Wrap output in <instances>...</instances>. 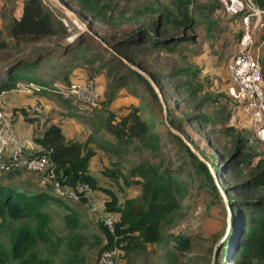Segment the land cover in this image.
Returning <instances> with one entry per match:
<instances>
[{
	"label": "trees",
	"instance_id": "16d2710c",
	"mask_svg": "<svg viewBox=\"0 0 264 264\" xmlns=\"http://www.w3.org/2000/svg\"><path fill=\"white\" fill-rule=\"evenodd\" d=\"M61 1L65 7L77 9L79 19L88 27L71 42L65 18L49 0H24L7 11L6 6L2 8L0 16L6 26L5 37L0 35V95L24 83L40 87L41 94L47 91L62 98L41 75H36L42 63L54 55L65 72L66 85L90 82L96 87L99 107L91 109L88 118L84 116L83 124L92 130L84 142L66 140L61 126L49 119L41 122L38 112L34 111L32 117L23 109L13 112L35 127L33 141L49 157L54 181L74 193L80 208L89 209L94 202L92 194L106 197L103 214H115L116 220L110 231L97 218L100 242L104 243L101 252L117 249L128 260L141 255L147 246H159L163 249V262L181 264L165 229L181 208L182 187L177 173L188 167L204 188L224 199L221 190L224 210L227 215L228 209L231 212L230 230L221 248L223 261L216 260L214 264H264V152L258 149L252 131L234 124L235 117L248 121L234 111L232 101V113L219 114L218 121L212 122L183 107L191 94L197 98L201 90L197 82L201 69L194 62L204 53L201 45L218 39L213 35L214 30L219 31V12L222 13L218 0H138L132 5L133 0H124L121 7V0ZM253 2L264 10V0ZM230 18L237 25L238 40L239 17ZM96 25L111 34L102 38ZM17 55L27 59H16ZM165 60L170 64L166 65ZM130 65L145 73L163 98L170 124L164 134L156 130V121L164 119L158 95ZM77 66H96L95 74L103 72L108 84L101 90L94 78L71 75ZM260 67L264 89V54ZM124 91L137 104L113 108ZM205 98H212L214 103L218 100V96ZM207 100L200 98L195 109L200 111ZM62 102L71 105L63 98ZM171 103L179 115L174 116ZM206 123H211V128L206 130ZM183 124L193 126L199 134L205 133L204 144L214 152L217 167L186 135ZM174 131L185 138L213 172ZM165 139L171 148L163 145ZM96 149L107 160V166L99 172L100 179L90 168ZM134 155L137 161L125 172L123 159ZM15 174L7 175L12 178ZM5 183H0V264H85L82 249L86 238L79 232L78 213L57 198L51 186L46 191L34 188L21 192L10 181ZM129 188H136L138 196L130 198L125 194L119 199V194ZM50 202L64 209L61 233L51 228L47 212ZM226 229L227 225L225 232Z\"/></svg>",
	"mask_w": 264,
	"mask_h": 264
},
{
	"label": "rangeland",
	"instance_id": "374dc122",
	"mask_svg": "<svg viewBox=\"0 0 264 264\" xmlns=\"http://www.w3.org/2000/svg\"><path fill=\"white\" fill-rule=\"evenodd\" d=\"M22 1L24 0H0V12L3 7L6 6L7 11L8 8L12 7V5L20 4ZM57 1L58 4L53 2V0H49V2L52 3L53 7L56 8L57 11L59 10L65 18V24L68 25L69 31L72 35L68 39V42H71L78 38L81 34L85 33L88 30V27L86 23L84 24L83 21L79 19L81 15H79V11L77 9H69L63 5V2L61 0ZM135 1L138 0H133L130 5L134 4L133 2ZM162 1L166 3L168 2V0ZM199 1L204 2V0ZM118 5L119 7L123 6L124 0L119 1ZM220 8L222 9V13L219 12V31L215 32L214 30L213 32V35L215 34L216 38L218 37V39L207 41L205 42V44L203 43L200 50H203L204 53L200 58H196L194 61L195 65L201 69L200 78L198 77L197 79V82L201 86V90L197 92V98H194V95L191 94L190 97L186 99V102L183 105V107L191 108L190 112H199L200 114L209 117L210 122L218 121V119L220 118L219 114L226 115L232 113L230 102L231 100L228 95V89L232 84L228 74L226 73V63L232 52L233 46L237 42L236 34L238 32V28L234 22L230 21L231 18L225 13L224 9L222 7ZM19 17L20 14L17 15V18ZM5 26L6 23L5 21H3V19H1L0 16V35L2 37H5ZM96 26V31L102 38L105 35L111 34V31H109L107 28H104L101 25ZM199 36H202V34H200ZM61 52L62 51H59V53ZM16 57V59H18L20 56L17 55ZM20 58L27 59V57ZM56 59L57 56L54 55L45 60L42 63V66L36 71V75H41V77L48 82L51 89L56 88L58 90L59 87L66 86V84L63 82L65 72L62 70V67L60 66L61 64L59 65L56 62ZM164 63L166 65H169L170 61L165 60ZM2 67H0V69ZM93 68L95 69L96 66ZM205 68H208L209 70H205ZM94 69H83L80 66H77V68H74L70 71V74L73 75L74 73H78L82 78H94L93 81L97 82V86H99L101 90H103L106 84H108L105 74L103 72L100 75L95 74ZM71 79L73 80V77H71ZM17 85L18 88H21L23 83H18ZM24 85L22 88H24ZM15 94L16 98L18 99L17 102L25 97V95H20V93ZM34 94L29 95V97L26 98L38 101L40 100L42 102L44 106V118L41 120V122L43 120L49 119L53 124H59L60 126H63V128L68 132H71V130H75L76 127L74 126L76 124L81 125V127L84 129L83 133L86 132L85 135H83L81 132L76 136L81 142H84L88 134L92 132V130L87 129V127H85V125L83 124L84 116L88 118V116L91 115V109L88 108V106L71 102V105L69 107L66 104H63L61 97L58 98L59 96L47 91L46 94L42 93V95H40L39 92H36ZM209 95H211V97L213 98L218 96L217 102L214 103L212 101V98L210 100L209 98H205V96L208 97ZM129 98L131 97L124 91V93L117 98L112 107L116 109L119 107L123 108L132 105L128 104L130 102L128 101ZM200 98L208 100L206 101L205 105L200 108V111H197L195 109V105ZM21 102L22 100L17 103V106H19L18 104H20ZM173 103H171V110L175 112L174 116L179 115V113L174 110ZM0 106L5 115L7 117L9 116L14 123L15 115L12 110L14 108L8 110V107H5L1 102ZM163 114L164 119H158L156 121V130L161 134H164L165 129L170 126V124L166 120V113L164 112ZM233 120L235 121V123L231 121L230 124H238L241 128L251 131L244 119L235 117V119ZM206 125V130L211 128V123H206ZM183 127L184 132L193 141L196 147L207 154L210 163L217 167L218 161H216L214 152L212 153L210 149L204 144L205 133H197L196 129L191 125L183 124ZM97 136H99V134ZM253 139L257 141L258 149L264 152V143L258 141L254 136ZM169 143L170 142L165 139L163 145L166 147ZM224 143L225 140H223V144ZM167 148H171V145H168ZM173 149H175V147ZM98 155L102 158L101 163L100 161H96V168H98L100 172L102 169H104L105 166H107V160L104 154ZM136 161L137 159L135 155L124 158V171L127 172L126 170H128L129 165L134 164ZM211 171L213 172L212 169ZM193 173L188 167H184L183 171L177 173V182L180 183V186L182 187L181 208L177 213L174 214L173 223L165 229V235L170 242L172 250L176 251V253L180 255L181 264H205L206 260L209 261V264H214L216 260H221L222 262L223 259L221 255V248L222 244L224 243V237L227 234V232H225V228L226 225H228V215L224 210L225 199L220 198L211 190L204 188L201 183L194 177ZM94 175H96L99 179L102 177L100 173ZM138 193L139 192L136 188L124 189L123 192L119 194V199H122L125 194L130 198L137 197ZM220 194L223 197L222 192H220ZM100 196L102 197V194ZM68 206L71 207L70 205ZM100 206L101 215H104L103 205L100 204ZM72 209L75 210L79 215V221L81 225V227L79 228V232L86 238L82 249V256L85 259V264H97L98 259L103 252H101V249L102 245L104 244L103 241L100 242V240L102 239L101 233L97 228V218H99V216L91 214L89 210L80 207H75ZM47 212L51 217L52 230L55 233H61L63 230L62 217L65 213L64 209L57 205L55 202H50L47 208ZM227 230L228 229H226V231ZM2 240L4 239L2 238ZM115 251H117L116 264H127L128 262H130L131 264H166L162 261L161 256L163 249L159 246H147L145 251L142 252L141 255L133 256L128 260L125 259L123 252L117 249Z\"/></svg>",
	"mask_w": 264,
	"mask_h": 264
},
{
	"label": "built area",
	"instance_id": "2783aa9c",
	"mask_svg": "<svg viewBox=\"0 0 264 264\" xmlns=\"http://www.w3.org/2000/svg\"><path fill=\"white\" fill-rule=\"evenodd\" d=\"M229 17H239L241 34L226 64V72L231 81L228 95L234 111L242 115L250 124L253 136L264 143V89L261 76L260 58L264 54V10L257 7L253 0H218ZM39 92L40 87L28 85ZM55 87V86H54ZM64 100L88 106L99 107L100 95L90 82H73L61 86L58 90ZM38 109H35L37 112ZM9 117V116H8ZM0 106V173L11 174L26 172L39 176L38 186L47 190L51 186L55 196L60 200H77L70 190L61 188L54 181V168L49 157L36 152L35 144L29 147L13 133L14 123ZM85 190H88L85 188ZM83 192V190H79ZM89 211L113 231L115 214L101 215L99 203L91 202ZM115 250L103 251L97 264H116Z\"/></svg>",
	"mask_w": 264,
	"mask_h": 264
},
{
	"label": "crops",
	"instance_id": "0c3cea01",
	"mask_svg": "<svg viewBox=\"0 0 264 264\" xmlns=\"http://www.w3.org/2000/svg\"><path fill=\"white\" fill-rule=\"evenodd\" d=\"M205 70H209V69L205 68ZM23 85H24V83H23ZM23 85L21 86V88H18V85H16L17 87L14 91L5 92V93L3 92L0 95V102L5 107L7 106L8 110H11L12 108H14L16 110H18V109L25 110V112L29 115V117H32L35 109H38L37 112H38L39 116H41V120H42L44 118V110H43L44 106H43L42 102L40 100L38 101V100L26 98V97H29V95L34 94L35 92H33L34 90L28 86L29 84L24 85V88H22ZM17 88L20 90H18ZM15 93H20V95L23 94V96L25 95V97H23L21 99L22 102L20 104H18L19 106H17V103H19L21 100H19V102H17L18 99L16 98ZM122 94H123V92L120 95H122ZM40 95H42V94L40 93ZM128 101H130L128 104H135V105L137 104V100L132 98V97L129 98ZM14 109H12V110H14ZM14 115H15V117H14L15 122H14V126H13V133L15 135L19 136L25 142V145H27V147H29V142L34 143L33 137L35 135V133H34L35 127L33 125H31L30 123H28L27 121H25L24 117L22 115H20L18 112H14ZM247 126L251 129L250 124L248 122H247ZM74 127H76L75 130H71V132H68L67 130H65L63 128V126H61L62 133H63L64 137L66 138V140H79L76 136L79 135L81 132L83 135H85L86 132L83 133L84 129L81 127V125L76 124ZM243 127H244V125H243ZM35 150H36V152H40L41 148L35 144ZM98 154H103V152L100 149H96V155H95V157H93V159L90 162V168H91V171L93 174H99V170H98V168H96V165H97L96 161H98V162L100 161V163H101L102 158ZM39 179L40 178L37 175L31 174V173H26V172L17 173L12 178L10 176H8L7 174L0 173V183L1 184L6 185L5 182L10 181L12 184L17 186L18 190L21 192L26 191V190H32V189L34 190V188L40 189V187L38 186ZM100 195L101 194H92L91 199H93L94 202H97V203H100L101 205H103V203L106 201V197L104 195H102V197H101ZM62 201H65L72 208H75V207L79 208L77 201H75V200H62ZM86 208L87 207H85L83 209H86Z\"/></svg>",
	"mask_w": 264,
	"mask_h": 264
},
{
	"label": "water",
	"instance_id": "95a60500",
	"mask_svg": "<svg viewBox=\"0 0 264 264\" xmlns=\"http://www.w3.org/2000/svg\"><path fill=\"white\" fill-rule=\"evenodd\" d=\"M53 2H55L56 4H58V1L57 0H53ZM130 67L132 68V69H134L136 72H138L140 75H142L143 77H145L148 81H149V83L151 84V86L153 87V89H154V91L156 92V94L158 95V98H159V100H160V102H161V104H162V106H163V110H164V112H165V110H166V106H165V104H164V101H163V98H162V96H161V94H160V92H159V90L157 89V87L152 83V81H151V79L145 74V73H143L142 71H140V70H137V69H135L134 67H132L131 65H130ZM174 133L176 134V135H178L183 141H184V143L191 149V151L202 161V162H204L209 168H210V166L208 165V163L207 162H205L200 156H199V154H198V152L197 151H195L192 147H191V145L185 140V138L183 137V136H181L179 133H177V132H175L174 131ZM211 169V168H210ZM213 174V173H212ZM215 182H216V184H217V186H219L218 185V183H217V180L215 179ZM220 190V189H219ZM220 192H221V190H220ZM223 194V193H222ZM223 198L225 199V196L223 195ZM230 214H231V212L229 211V209H228V225H227V234L225 235V237H224V240H223V242H225V240H226V238H227V236H228V233H229V230H230Z\"/></svg>",
	"mask_w": 264,
	"mask_h": 264
}]
</instances>
